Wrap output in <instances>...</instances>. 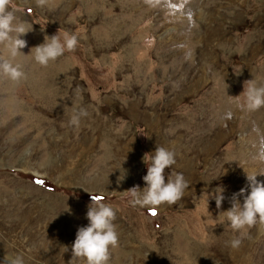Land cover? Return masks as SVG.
Masks as SVG:
<instances>
[{
    "label": "rangeland",
    "instance_id": "rangeland-1",
    "mask_svg": "<svg viewBox=\"0 0 264 264\" xmlns=\"http://www.w3.org/2000/svg\"><path fill=\"white\" fill-rule=\"evenodd\" d=\"M9 2L31 29L15 58L23 76L0 75V256L68 264L88 222L84 186L116 213L108 264H264V224L234 231L222 212L246 186L244 167L264 171L251 131L264 130V107L235 103L246 80L264 83V0ZM59 29L77 47L39 65L30 49ZM81 107L87 116L70 125ZM157 144L175 152L165 173L189 186L153 212L121 191L144 187L142 156Z\"/></svg>",
    "mask_w": 264,
    "mask_h": 264
},
{
    "label": "clouds",
    "instance_id": "clouds-1",
    "mask_svg": "<svg viewBox=\"0 0 264 264\" xmlns=\"http://www.w3.org/2000/svg\"><path fill=\"white\" fill-rule=\"evenodd\" d=\"M43 4L44 0H37ZM19 11L15 4L9 0H0V44L4 46L5 53L0 55V75L16 81L23 76L21 66L15 62V58L25 47L27 41L23 34L31 28L26 27L16 13ZM77 36L68 31L60 29L51 35L45 34L43 42L32 47L30 52L36 63L46 66L50 61L56 60L66 51H72L77 47ZM179 47L184 48L181 44ZM185 59L191 57V51L186 50ZM231 103V101L229 102ZM236 106L244 112H253L264 107V83L258 84L254 79L246 80L243 91L236 96ZM85 108H79L70 117L69 124L77 125L81 117L87 116ZM232 116L231 109L223 112L222 118L229 119ZM251 131L256 135L255 152L253 160L257 165H264V130L255 123L251 126ZM142 161L146 165V174L142 180L144 187L134 185L121 191L123 198L127 199L132 206L150 207L155 209L161 204H174L188 188L189 183L182 172H168L176 162L175 152L169 148L157 144L155 149L145 152ZM246 176V186L231 195V206L224 213V218L234 231L243 230L246 226L256 223L264 224V181L257 179L258 175H264V171L258 168L249 171L244 167ZM124 178V177H123ZM120 176L119 181L123 180ZM82 186V185H79ZM85 191L92 193L91 201L88 205L85 216L87 224L78 227L75 239L71 246L72 258L68 264L74 261L83 260L84 264H108L110 258V248L117 245L118 233L114 226L115 211L107 203H102L101 197L82 186ZM209 195L207 196V201ZM213 198L216 207L219 209L225 196L222 188L214 190ZM221 213V212H220ZM230 247L236 249L240 246L241 240L234 237L229 241ZM65 250L66 247H65ZM0 264H22V257L15 259H0Z\"/></svg>",
    "mask_w": 264,
    "mask_h": 264
},
{
    "label": "snow or ice",
    "instance_id": "snow-or-ice-1",
    "mask_svg": "<svg viewBox=\"0 0 264 264\" xmlns=\"http://www.w3.org/2000/svg\"><path fill=\"white\" fill-rule=\"evenodd\" d=\"M153 212H155V209H152Z\"/></svg>",
    "mask_w": 264,
    "mask_h": 264
},
{
    "label": "water",
    "instance_id": "water-1",
    "mask_svg": "<svg viewBox=\"0 0 264 264\" xmlns=\"http://www.w3.org/2000/svg\"><path fill=\"white\" fill-rule=\"evenodd\" d=\"M0 259H3V257L0 256Z\"/></svg>",
    "mask_w": 264,
    "mask_h": 264
}]
</instances>
